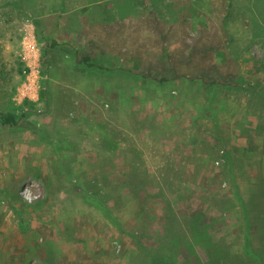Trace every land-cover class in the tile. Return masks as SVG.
I'll return each mask as SVG.
<instances>
[{
    "label": "rangeland",
    "instance_id": "rangeland-1",
    "mask_svg": "<svg viewBox=\"0 0 264 264\" xmlns=\"http://www.w3.org/2000/svg\"><path fill=\"white\" fill-rule=\"evenodd\" d=\"M0 112V264H264V0H0Z\"/></svg>",
    "mask_w": 264,
    "mask_h": 264
},
{
    "label": "trees",
    "instance_id": "trees-1",
    "mask_svg": "<svg viewBox=\"0 0 264 264\" xmlns=\"http://www.w3.org/2000/svg\"><path fill=\"white\" fill-rule=\"evenodd\" d=\"M54 45H55V42H51L50 44H46V46L43 48L42 53H41V59H42L43 63H45V58L47 56L46 49L48 47H53ZM89 61H90V58L88 56H82L81 57V63L82 64H84L86 67H94V65L92 63H90ZM157 80L165 81L166 79L160 78ZM211 114H213V113H211ZM23 118H24L23 112L20 114V118H17V116L13 112H0V127L14 128L18 125L20 119H23ZM97 206L100 207V209H102L103 211H105L104 206H101V203L99 201H97ZM243 251H244V254L248 257H250V256L252 257L255 255L252 253L249 244L247 245L245 243ZM255 257L258 258V256H255ZM162 262H163L162 260H158L154 264H157V263L161 264Z\"/></svg>",
    "mask_w": 264,
    "mask_h": 264
},
{
    "label": "built area",
    "instance_id": "built-area-1",
    "mask_svg": "<svg viewBox=\"0 0 264 264\" xmlns=\"http://www.w3.org/2000/svg\"><path fill=\"white\" fill-rule=\"evenodd\" d=\"M19 195L24 199V200H30V196L25 190H20Z\"/></svg>",
    "mask_w": 264,
    "mask_h": 264
}]
</instances>
